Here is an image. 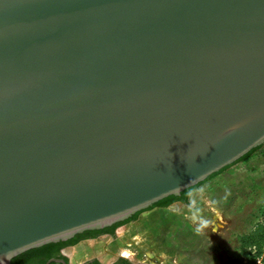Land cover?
I'll return each instance as SVG.
<instances>
[{"label":"water","instance_id":"1","mask_svg":"<svg viewBox=\"0 0 264 264\" xmlns=\"http://www.w3.org/2000/svg\"><path fill=\"white\" fill-rule=\"evenodd\" d=\"M262 146L264 0H0V264Z\"/></svg>","mask_w":264,"mask_h":264},{"label":"rangeland","instance_id":"2","mask_svg":"<svg viewBox=\"0 0 264 264\" xmlns=\"http://www.w3.org/2000/svg\"><path fill=\"white\" fill-rule=\"evenodd\" d=\"M236 167L240 172L236 170ZM227 170L231 172V175L223 172L215 177L220 182L226 183V186L231 187L232 194L226 195L228 198H224L226 202L220 207L213 205L212 202L209 207H206L210 213L209 224L204 227L200 234L191 233V240H186L184 237V242L174 244L168 235V242L165 243L162 240L154 246L152 245L153 237L152 240L147 239L145 241L141 235V240L130 238L126 243L122 234L128 235L130 229L138 226V223L146 215V212H143L135 221L117 229L115 239L119 240V247L118 244L117 247L110 248L112 240L110 236L89 241L91 242V255L99 254L100 256L95 257H100L107 264L113 262L119 255L126 256L141 264H226L233 259H243L242 239L249 235L257 224L264 219V146L256 150L248 159L229 167ZM227 170L225 172H228ZM240 178L243 183H246V186H243L242 193L238 194L235 193L233 184L237 183L236 180ZM238 183L241 182L238 180ZM216 210L218 214H215ZM214 216L216 218L213 221ZM211 221L217 222V226L214 227L213 222L210 223ZM131 232L133 231L131 230ZM166 244L170 252L169 257L160 255V251H158L162 248L161 246H166ZM80 245L66 250L70 264H75L74 259L80 250ZM180 245H182L181 249H174L173 247ZM129 247H131V252L127 251ZM77 260L82 261L83 258L80 257ZM244 264H247V261Z\"/></svg>","mask_w":264,"mask_h":264},{"label":"crops","instance_id":"3","mask_svg":"<svg viewBox=\"0 0 264 264\" xmlns=\"http://www.w3.org/2000/svg\"><path fill=\"white\" fill-rule=\"evenodd\" d=\"M236 170L238 168L236 167ZM228 171V170H227ZM223 173V172H222ZM228 173V175H231V172H225ZM219 176V175H218ZM216 176V177H218ZM212 178L208 180L207 182L203 183L199 187H197L193 192H191L189 196V202L188 205L184 204H174L169 207H161V208H155L150 211H146V215L144 218L138 223V226H134L132 229H130L128 232V235L124 233L122 234L123 239L126 243L127 241L132 239H139L141 240L143 237V240H152L153 235V244L157 245V242L159 240H163L165 243L168 242L167 238L168 235H170V240L174 244H179L180 242H184L183 238L185 237L186 240H191V233L192 234H200L202 231H197V224L199 223L200 219L203 217L207 220L210 219V213H208V210L206 207H209L211 202L213 205L220 207L221 204H225L226 201H224V198L229 196V194H232L231 187L226 186V183L220 182L218 178ZM239 182L241 183H238ZM236 180L237 183L233 184L235 193H242V187L246 186L245 182H242V179ZM235 181V182H236ZM244 190V189H243ZM207 210V211H206ZM215 210V209H214ZM217 212V210L215 211ZM216 214V213H215ZM218 214V212H217ZM216 216L213 217V221L215 220ZM211 221L210 223H212ZM215 222H213L214 224ZM204 229V228H203ZM131 230L133 232H131ZM135 232V233H134ZM137 234H140L137 236ZM142 235V237H141ZM110 248H115L120 246L119 240L117 238H111ZM174 239V240H173ZM182 240V241H180ZM94 241V240H93ZM151 241V242H152ZM171 243V244H172ZM91 242L85 241L81 243L80 250L76 253V258L74 259L75 264H83L87 260L91 259L95 256H100L99 254L91 255V249H90ZM182 245L180 246H173L174 249H181ZM162 248L158 251H160V255H163L165 257H169V248L166 244L161 246ZM159 248V246H158ZM172 248V247H171ZM117 250V249H116ZM127 251L131 252V247L127 249ZM68 256V255H67ZM83 258L82 261H78V258ZM100 258V257H99Z\"/></svg>","mask_w":264,"mask_h":264},{"label":"trees","instance_id":"4","mask_svg":"<svg viewBox=\"0 0 264 264\" xmlns=\"http://www.w3.org/2000/svg\"><path fill=\"white\" fill-rule=\"evenodd\" d=\"M258 149H256V150H258ZM256 150H254L251 153H249L248 155H246L244 158H242L237 163L248 159ZM237 163H235V164H237ZM228 168H226V169L222 170L221 172L213 175L208 180L214 178L215 176H217L220 173L224 172ZM207 181H205V182H207ZM202 184L203 183H201V184H199V185H197V186H195L193 188H190V189L184 191L182 193L183 194V198H184L183 202L187 204L188 201H189V195L191 194V192H193L197 187H199ZM179 200L181 201L182 197L170 196L167 200L160 201L159 203L155 204V206L156 207L169 206V205H171L174 202L179 201ZM151 209L152 208H150L149 210H151ZM146 211H143V212H146ZM143 212H140V213L136 214L132 219H129V220L125 221V222L118 223V224L114 225L113 229H111V230L110 229L109 230L108 229H104L103 231H100V233L101 232H105V233L106 232H111L110 234L115 236L116 235V231H117V229L119 227L131 222L132 220L137 219L138 216L141 213H143ZM72 242H77V240L76 241L61 242L57 252H59L62 247L66 246L67 244L72 243ZM57 246L58 245H49V246H46L43 249H41V251L45 252L47 254H51V253L55 252V248ZM242 251H243V259H233L232 261H229L226 264H244L245 261H247V264H254L257 261L258 257L264 256V225L263 224H261V223L257 224L255 229L249 235L245 236L242 239ZM33 252L34 251H28L27 253L23 254L22 257H21L22 260L29 261L30 255H32ZM16 260L17 259H13L12 264H15Z\"/></svg>","mask_w":264,"mask_h":264},{"label":"flooded vegetation","instance_id":"5","mask_svg":"<svg viewBox=\"0 0 264 264\" xmlns=\"http://www.w3.org/2000/svg\"><path fill=\"white\" fill-rule=\"evenodd\" d=\"M178 197H182V200L181 201L180 200L176 201V202H174L171 205H174V204H177V203L178 204L188 205V203L186 204V203L183 202V200H184L183 194H181ZM168 198L163 199L162 201H165ZM171 205H169V206H171ZM154 206L152 207V209L161 208V207H156V206L154 207ZM169 206H163V208L164 207H169ZM147 211H150V210L148 209ZM135 220H132L131 222H133ZM131 222H129V223H131ZM113 226H111L109 228H106V229H108V230L110 229L111 230V229H113ZM100 231H103V230L86 231L84 233L76 235L74 238H72V239H70L68 241H76L77 240V242H72V243L67 244L66 246L62 247L59 252H57V250H58L59 245H60L61 242L51 243V244L44 245V246L39 247V248L31 249L29 251H34V252H33L32 255H30L29 261L22 260V258H21L23 254L28 252L27 251V252L17 256L16 258H14V259H17L15 264H70L69 256H67V254H66V250L67 249L76 247V246H78L79 244H81V243H83L85 241H93V240H96V239H98L100 237H104V236H110V237L115 238L114 235L110 234L111 232H106V233L105 232H101L100 233ZM153 237H155V235H153ZM68 241H62V242H68ZM160 242H162V241L159 240V242H157V244L160 243ZM49 245H58L55 248V252H53L51 254H47V253L41 251V249H43L44 247L49 246ZM52 260H57V261H52ZM83 264H107V263L103 262L99 257H92L91 259L87 260ZM109 264H141V263L135 262V261L129 259L128 257H126V256L119 255L117 258H115V260L113 262H111Z\"/></svg>","mask_w":264,"mask_h":264},{"label":"clouds","instance_id":"6","mask_svg":"<svg viewBox=\"0 0 264 264\" xmlns=\"http://www.w3.org/2000/svg\"><path fill=\"white\" fill-rule=\"evenodd\" d=\"M209 224V221L205 218H201L199 223L197 224V231H202L204 227H206Z\"/></svg>","mask_w":264,"mask_h":264},{"label":"built area","instance_id":"7","mask_svg":"<svg viewBox=\"0 0 264 264\" xmlns=\"http://www.w3.org/2000/svg\"><path fill=\"white\" fill-rule=\"evenodd\" d=\"M215 213H217V212H215ZM261 224H263L264 225V219L263 220H261V222H260ZM217 222H215L213 225H214V227H216L217 226ZM254 264H264V256H261V257H258V259H257V261L254 263Z\"/></svg>","mask_w":264,"mask_h":264}]
</instances>
